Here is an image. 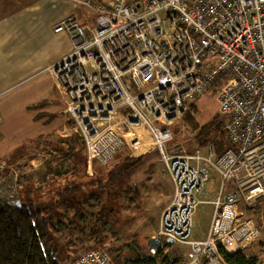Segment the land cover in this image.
<instances>
[{"label":"built area","instance_id":"built-area-1","mask_svg":"<svg viewBox=\"0 0 264 264\" xmlns=\"http://www.w3.org/2000/svg\"><path fill=\"white\" fill-rule=\"evenodd\" d=\"M74 1L97 13L96 24L87 29L74 17L60 20L54 31L66 32L73 47L48 69L89 163L113 162L120 149L136 158L159 151L174 191L157 236L188 244L185 264H229L224 254L260 240L264 221V0ZM210 88L217 90V113L226 116L229 147L219 156L212 143L168 150L167 124ZM202 203L214 211L205 239L196 240ZM67 264L116 262L97 246Z\"/></svg>","mask_w":264,"mask_h":264},{"label":"rangeland","instance_id":"rangeland-1","mask_svg":"<svg viewBox=\"0 0 264 264\" xmlns=\"http://www.w3.org/2000/svg\"><path fill=\"white\" fill-rule=\"evenodd\" d=\"M109 1L104 0L105 3ZM216 93L217 90L210 88L188 99L187 103L192 104L196 109L194 117L198 125L206 124L215 115L223 121L226 119V116L217 113L219 103ZM183 115L172 119L167 124L172 131L171 139L166 142L168 150H170L169 148H180L189 151L195 145L198 146ZM40 147L38 146L34 150L33 156L36 159H33V164L30 160L24 159L20 166L25 173L20 175L22 179L18 186L19 192L22 188L21 183L25 182L23 175L28 174L35 182L46 168V155ZM146 153L137 158L129 157L124 149H120L116 154L115 161L111 164L110 172L109 170L105 172L103 171L104 165L96 162L89 163L83 149L75 152L72 160L77 166L76 172L80 175V181L87 182L92 176H95V178H100L101 182L96 183L95 186H84L80 194L68 201L65 207L60 206L57 209L63 214L61 216L56 215L54 225L59 223L60 228H62L63 223L65 225H63L62 231L52 235V246L63 264H67L76 253L96 246L108 250L116 264H128L126 260L132 258L136 253L135 250H131L132 247H135L136 244H145L149 236H157L159 217L168 203L172 190L170 187L171 178L165 164L160 160L158 152L151 150ZM121 157L123 158L121 159ZM133 163L135 165L132 167L128 178H120L115 181L114 185L108 184L111 182L107 179L108 177L126 169ZM64 168L65 166L62 167V169ZM216 176L219 177L218 174ZM62 185L61 179L45 183L43 191L38 195L39 198L50 199L54 190L59 186L62 187ZM127 187L132 189L135 187L138 192L128 194L125 191ZM91 195L95 198H90ZM78 203H80V222L73 224L75 228H68L66 222L73 214V209L78 207ZM212 211L213 207L210 204L203 203L198 206L192 238L195 237V234L207 232ZM254 218L257 220L256 217ZM261 230V239L241 250L246 248L247 253H256L262 264L264 262V221L261 224ZM162 239V248L168 253L167 255L170 258L178 257L185 264L189 245L170 241L167 237Z\"/></svg>","mask_w":264,"mask_h":264},{"label":"crops","instance_id":"crops-1","mask_svg":"<svg viewBox=\"0 0 264 264\" xmlns=\"http://www.w3.org/2000/svg\"><path fill=\"white\" fill-rule=\"evenodd\" d=\"M91 2L97 5L104 0ZM96 14L74 0H0V160L5 173L29 155L36 141L65 139L73 130L77 131L74 120L65 111L66 98L48 69L73 45L66 32H56L54 28L60 20L71 16L92 29ZM216 174L213 170L217 187L220 177ZM170 181L168 203L174 191ZM229 187L226 185V189ZM14 189L19 192L16 186ZM207 232L195 234L193 239H205Z\"/></svg>","mask_w":264,"mask_h":264},{"label":"trees","instance_id":"trees-1","mask_svg":"<svg viewBox=\"0 0 264 264\" xmlns=\"http://www.w3.org/2000/svg\"><path fill=\"white\" fill-rule=\"evenodd\" d=\"M195 112L194 106L188 104V110L183 115L190 131L194 134L195 143L202 147L212 143L215 154L219 156L229 147L222 129L224 121L215 115L206 124L200 126L194 117ZM35 144L27 158H32L31 151L41 146L40 149L46 155L44 172L35 182L28 174L23 175L25 182L21 183L20 192H16L14 187L18 188L22 179L20 175L25 173L21 171L14 177L12 182L14 186L12 183H7L4 189L6 192L0 194V264H63L52 246V235L62 231L65 225L63 223L62 228L59 223L54 225L56 215L63 214L57 209L60 206L65 207L68 201L80 194L84 186H95L96 183L101 182V179L95 176L87 182H81L80 175L76 172L77 166L72 160L75 152L83 149L87 157L84 138L79 131L73 130L65 139L38 140ZM169 149L180 150V148ZM93 162L97 163V161ZM134 165L135 163L108 177L107 179L111 181L108 184L114 185L118 179L128 178ZM63 166H65L64 169H62ZM5 176H7L6 173L3 177ZM77 176L79 177L76 178ZM55 179L62 180V187L56 188L48 200L39 198L38 195L43 191L44 184ZM125 191L128 194L138 192L135 187L133 189L127 187ZM90 198L95 197L91 195ZM73 211L66 222L68 228H75L73 224L80 222V203ZM131 250H135L136 253L126 260L128 264H184L178 257L170 258L163 248L156 250L155 255L152 256L146 248V243L136 244ZM245 250L246 248L232 255L225 253L224 258L229 264H257L260 257L256 253H247Z\"/></svg>","mask_w":264,"mask_h":264},{"label":"bare ground","instance_id":"bare-ground-1","mask_svg":"<svg viewBox=\"0 0 264 264\" xmlns=\"http://www.w3.org/2000/svg\"><path fill=\"white\" fill-rule=\"evenodd\" d=\"M73 47V46H72ZM53 65V64H52ZM50 67H51V65H50ZM56 81H57V84H58V90H59V92H60V94L61 95H63L64 97H65V95H64V93L61 91V88H60V86H59V82H58V80H57V78H56ZM66 98V97H65ZM65 107H66V104H65ZM66 111V110H65ZM115 119H120V116H116V118ZM76 128H77V131L78 130H80V128H79V126H77L76 125ZM222 129H223V125H222ZM224 131V130H223ZM134 133L135 134H137V135H139V136H143V131L141 130V129H139V128H136L135 130H134ZM224 134H225V132H224ZM225 137H226V135H225ZM146 142V141H145ZM213 145V144H212ZM214 147V146H213ZM34 154V151H31V153H30V155H33ZM25 159H27L28 161L30 160H33V159H36L35 158V156H33L32 158H30V159H28L27 157L25 158ZM0 162H1V165H2V168H1V170H0V176L1 177H3V173H5L3 170L5 169V166H4V164H3V162H2V160H0ZM22 162H23V160L22 161H19V162H17L16 164H14V166H12L11 168H10V170L6 173L7 175H9L10 174V176H9V178H7L6 180H1L0 179V193H3V192H6L4 189L6 188V185H7V183H12L13 181H14V177L17 175V173H19V172H21V171H23V170H21L22 169V167H20L21 166V164H22ZM111 164H113V162H110V163H108V164H106V165H104L105 167L103 168V171H105V172H108V171H106V170H109V172H110V169L112 168L111 167ZM107 165H109V166H107ZM114 167V166H113ZM12 185L14 186V184L12 183ZM212 205V204H211ZM212 207H213V205H212ZM213 211H214V207H213ZM212 211V212H213ZM253 243H255V242H252L251 244H253ZM250 244V245H251ZM250 245H248V246H250Z\"/></svg>","mask_w":264,"mask_h":264},{"label":"water","instance_id":"water-1","mask_svg":"<svg viewBox=\"0 0 264 264\" xmlns=\"http://www.w3.org/2000/svg\"><path fill=\"white\" fill-rule=\"evenodd\" d=\"M168 118L170 119L171 116H169ZM169 240L172 241L171 239ZM151 247H154L157 249L162 248V239L159 236L149 237L146 242V248L149 249Z\"/></svg>","mask_w":264,"mask_h":264}]
</instances>
